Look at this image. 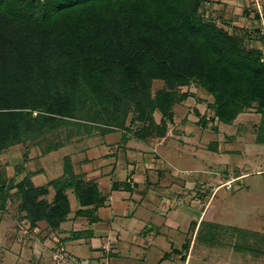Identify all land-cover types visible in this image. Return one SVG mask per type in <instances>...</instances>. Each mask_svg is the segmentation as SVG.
Masks as SVG:
<instances>
[{
    "label": "trees",
    "instance_id": "16d2710c",
    "mask_svg": "<svg viewBox=\"0 0 264 264\" xmlns=\"http://www.w3.org/2000/svg\"><path fill=\"white\" fill-rule=\"evenodd\" d=\"M201 4L0 0V151L29 143L49 153L65 144L57 139L59 131L66 139L73 132L79 138L94 136L96 130L102 135L121 130L138 140L164 137L173 106L191 96L180 87L192 83L212 96L210 122L230 125L252 108L264 114V54L244 44L246 34L203 18ZM153 80L164 85L151 95ZM86 108L89 116L84 115ZM155 111L161 114L159 123ZM130 114V124L140 123L134 130L126 125ZM200 118L206 125L205 117ZM257 138L264 143V136ZM37 172L28 171L7 186L1 177V207L16 196L30 228L41 220L58 228L71 213L66 190L72 188L79 206L74 219L90 224L98 220L94 211L105 202L97 183L76 173L68 156L62 174L47 183L33 185L30 177ZM49 186L55 189L51 200L45 198ZM12 188L14 194L8 192ZM91 231L73 230L69 239L90 236ZM241 231V243L254 240L250 248L263 255L264 233ZM107 253L108 258L112 252Z\"/></svg>",
    "mask_w": 264,
    "mask_h": 264
},
{
    "label": "rangeland",
    "instance_id": "374dc122",
    "mask_svg": "<svg viewBox=\"0 0 264 264\" xmlns=\"http://www.w3.org/2000/svg\"><path fill=\"white\" fill-rule=\"evenodd\" d=\"M200 11L203 18L216 20L223 28L229 31L234 28L237 34H246L244 44L259 48L264 54V42L259 39V31H256L259 30V22L255 17L252 18V23L247 24V18L232 26L230 21L219 18L218 11L204 0ZM163 85L161 80H153L151 95ZM180 90H187L191 96L173 106V119L167 123L164 137L138 140L121 130H115L106 136L96 130L93 131L94 136L80 138L73 132L68 140L59 131L57 139L65 144L49 153H43L41 145L29 143L17 144L0 151V178H4L5 186L11 181H20L28 171H39L30 179L35 186L43 185L62 174L66 156L74 171L82 174L85 180L102 176L101 172L96 173V169L104 161L112 163L111 153L122 159L123 150H127L128 159H139L141 152H145L150 154L146 159L151 162L156 161L153 154L159 155V160L171 158L176 176L169 172L170 169L161 167V163L157 167L162 168L161 176L165 175V181L161 178V183L165 186L169 184L168 188L161 186L160 193H182L179 202L168 198L165 200L166 211L171 207L167 214L161 208V214L170 215L176 225L168 226L165 221L161 222L156 218H163L162 215H156L153 222H146L148 225L144 228L145 233L152 235L151 246L138 247L135 258L124 257L123 255L129 254L122 249L107 258L106 253L114 252L113 247H102L103 250L95 253L89 249V243L85 239L79 242L69 239L73 230L90 225L82 217L74 219L75 208L79 206L72 188L66 190L71 213L58 228H50L44 220L37 221L30 228L29 222L23 219L25 212L19 209L21 200L13 196L6 199L3 207L0 204V264H252L254 260L263 264L264 254L258 256L250 248L255 244L254 240L247 244L241 243V230L248 228L264 232V143H258L257 138L258 135L262 138L264 136V114L252 108L239 114L230 125L217 119L210 122L212 109L209 104L212 96L194 83L188 87H180ZM89 112V108H86L84 115L89 116ZM153 115L155 122L159 123L161 114L155 111ZM201 116L208 121L204 126L198 121ZM130 120L131 114L127 117L126 125L131 126L132 130L136 129L140 123L130 124ZM211 126H216L217 129L214 130ZM121 134L128 140L123 141L124 136L121 138ZM102 139L105 140V145ZM117 145L119 146L116 147ZM104 156L105 159L102 158ZM84 158H91L92 161L78 162ZM108 169L115 171L116 167L110 166ZM118 178L116 173L114 180ZM155 178L157 176L152 174V179ZM230 178L234 179L231 186L224 185ZM104 182L108 183V180ZM15 190L12 188L8 192L14 194ZM48 190L45 198L51 200L55 189L49 186ZM204 204L206 207L197 223ZM97 210L94 211L95 215ZM177 212L185 217L183 222L174 215ZM213 214L214 219L211 218ZM210 222L223 227L211 226ZM63 238L66 240L62 241ZM187 243L191 247L186 257ZM236 243L240 248H236ZM94 246H101L99 238ZM260 246L264 248V244Z\"/></svg>",
    "mask_w": 264,
    "mask_h": 264
},
{
    "label": "crops",
    "instance_id": "0c3cea01",
    "mask_svg": "<svg viewBox=\"0 0 264 264\" xmlns=\"http://www.w3.org/2000/svg\"><path fill=\"white\" fill-rule=\"evenodd\" d=\"M204 2L207 5H210L212 8L216 9L218 11V17H222L221 19L230 21V24L232 26L233 24H237L238 22L247 20V18V24L252 23L253 17L249 14L247 15V12L245 10L247 0H204ZM108 134L110 133H106L104 134V136ZM122 136L123 135L121 134V138ZM122 139L123 141L128 140L127 138ZM102 141L105 145V140L102 139ZM108 143L109 142L107 141V144ZM118 146L119 145H117L116 147ZM127 155V150H123L122 159L120 158V156L117 157L111 153L110 158H113L112 163L110 164L104 161L102 162V164H100V167H97L96 173L101 172L100 175L102 176H96L93 180L97 183L99 191L103 196L105 203L97 210L98 220L91 223L89 226L83 227H90V229L92 230L91 235L73 241L79 242L80 240L85 239L87 244L89 243V249L93 250V252L95 253L101 251V247L106 246L114 248V252H112L111 254H117V251L119 250V253L122 249L124 250V252H127L129 254L123 255L124 257L132 256L131 258H135V254L139 249L138 247L144 248L148 245L151 246L150 243L152 242V235H150L149 232H144V228L146 227V225H148L146 222L149 221L151 223V220L154 219L156 215H162L161 212H163V210L161 208L164 209V214H167L171 209L170 207L166 211L167 198L168 200L174 199L179 202L178 200L181 198L182 193L168 191L167 193L164 192L165 194H161L159 190L161 186L165 188H168L169 186V184L165 186L161 183L162 180L165 181V175L161 176V167L165 166L167 169H170L169 172H171L173 176L177 175V173L175 172L176 170H173L171 158L169 159L166 157L165 159L164 157L160 158L161 160H159V155L153 154V157H156V161L151 162L146 159L147 155L150 154H147L145 152H141L139 159H128ZM102 158L105 159V156ZM79 161L88 163L91 162L92 159L84 158L79 159L78 162ZM160 163L161 167H157V164ZM110 166H115V171H111L110 169H108ZM107 169L110 171H108ZM157 169H159L160 171L158 172ZM105 173L107 174L105 175ZM116 173L119 175V178L117 180H114V176L116 175ZM152 174H155L157 176V179L155 178V180H153ZM161 178L162 180H160ZM105 180H108V183H105ZM228 180L229 179H227L226 181ZM114 183H117L116 188H113ZM204 205L205 206L203 207L202 212L197 218V223L201 219L204 208L206 207V204ZM174 215H176V217H180V220H182L183 222L185 217H183L180 212H177ZM162 217L164 219L158 217L156 218L161 222L165 221L168 226H170L171 224H177L173 223V220L170 219V215H162ZM211 218L214 219V214ZM202 220H204V218H202ZM196 226L197 224L195 225L193 231H195ZM187 227L189 228V224ZM98 238L101 240L100 247L94 246V243ZM190 247L191 245L189 243L186 257L188 256ZM127 249L128 251H126ZM252 264H258V261L254 260V263Z\"/></svg>",
    "mask_w": 264,
    "mask_h": 264
},
{
    "label": "built area",
    "instance_id": "2783aa9c",
    "mask_svg": "<svg viewBox=\"0 0 264 264\" xmlns=\"http://www.w3.org/2000/svg\"><path fill=\"white\" fill-rule=\"evenodd\" d=\"M247 11L252 17H255L258 20L257 28L259 29V36H261V40L264 42V3L262 0H248ZM233 180L229 179L224 185L231 186ZM106 248V246H103ZM107 249V248H106Z\"/></svg>",
    "mask_w": 264,
    "mask_h": 264
}]
</instances>
